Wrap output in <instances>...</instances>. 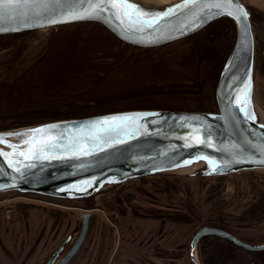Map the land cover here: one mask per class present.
<instances>
[{"label": "water", "instance_id": "1", "mask_svg": "<svg viewBox=\"0 0 264 264\" xmlns=\"http://www.w3.org/2000/svg\"><path fill=\"white\" fill-rule=\"evenodd\" d=\"M153 12L174 8L152 28L143 32L126 31L124 23L114 10L101 13V18L65 19L72 0L48 9L23 7L6 10L0 22V35L27 31H39L60 26L94 22L106 27L121 42L139 48H157L192 36L211 23L222 18L232 20L236 26L234 42L215 63L213 76L216 81L217 112H188L172 110H129L95 115L86 118L56 120L30 126L0 131V136L9 133H30L46 129L35 136L33 154L28 159L13 154L7 144L20 146L28 151L25 139L11 135L7 144L0 143V194L18 192L34 194L63 201L86 200L101 191L146 176L165 173H185L192 177H220L245 171H264V118L255 101V53L256 37L253 30V14H259L238 0L247 12L246 20L229 16L226 12L216 14L217 9L205 7L206 0H197L194 5H184L185 0H129ZM77 9L81 5H76ZM39 13V14H38ZM60 22L49 23V20ZM245 25L248 36L245 37ZM251 83V104L248 111L255 119L249 120L239 110L233 96H243L242 89ZM135 121H118L114 125L92 124L111 117L143 115ZM57 125L50 129L49 126ZM112 131H108L109 128ZM57 144L54 149H45L41 159H35L43 142ZM87 153V154H86ZM25 165H34L25 167ZM19 168L20 171H15ZM91 214L82 216L79 236L69 252L56 264H67L84 243ZM216 236L251 252L264 250V242L247 243L225 230L203 226L193 236L189 245L192 264H202L198 257V244L203 237ZM62 248L45 264H55ZM254 264V263H252Z\"/></svg>", "mask_w": 264, "mask_h": 264}, {"label": "trees", "instance_id": "2", "mask_svg": "<svg viewBox=\"0 0 264 264\" xmlns=\"http://www.w3.org/2000/svg\"><path fill=\"white\" fill-rule=\"evenodd\" d=\"M34 33L0 35V52L14 49L12 67ZM235 33L234 22L227 18L186 40L198 47L203 39L234 38ZM130 48L98 23L58 27L31 65L0 79V131L135 109L217 111L209 83L207 99L196 98L200 94L192 69L194 52L185 63L171 64L170 59L153 56L127 57ZM198 255L202 264H264V250L245 251L216 236L200 240Z\"/></svg>", "mask_w": 264, "mask_h": 264}, {"label": "crops", "instance_id": "3", "mask_svg": "<svg viewBox=\"0 0 264 264\" xmlns=\"http://www.w3.org/2000/svg\"><path fill=\"white\" fill-rule=\"evenodd\" d=\"M244 2L250 8L264 12V0ZM260 28L264 29V25ZM260 39L264 51L263 34ZM45 46L40 38L31 40L13 71L20 73ZM12 55L11 50L0 54V78ZM255 70L257 72L256 64ZM262 73L263 76L264 69ZM134 193L132 195L136 196V191ZM120 196V201L116 203V198L108 208L114 215L115 226L103 218L101 209L94 210L86 239L67 264H192L189 258L191 239L200 221L208 215V218L211 217V214L203 211L202 202L199 201L197 204L200 206L195 209L186 205H152L142 201L131 206L124 200V193H120ZM249 209V215L259 210L257 204ZM65 213L62 215L35 204H23L9 217L0 210V264H45L58 248H62L58 261L62 259L81 230V224L74 214L69 211Z\"/></svg>", "mask_w": 264, "mask_h": 264}, {"label": "rangeland", "instance_id": "4", "mask_svg": "<svg viewBox=\"0 0 264 264\" xmlns=\"http://www.w3.org/2000/svg\"><path fill=\"white\" fill-rule=\"evenodd\" d=\"M256 11L259 14H253L252 17L254 34L255 31H257V35L255 34V37L257 36V57L255 53V64L257 67V72L255 70V101L261 113L264 114V75L262 76V70L264 69V51L259 41L261 40L262 34L264 35V29L260 28V26L264 25V12ZM57 28L58 27L35 31L34 37L31 40L34 38L42 39L46 45L44 47L45 49L48 45L50 36ZM196 34H194V36ZM235 38L236 33L234 38L226 37L221 40L217 38L203 39L197 42L198 47L192 39L186 40V38L157 48H139L130 45L131 48L127 57L132 55L139 59L145 56H153L158 61L170 59L172 61L171 64H176L177 62L185 63L190 54L194 52L192 69L197 80V87L200 94L197 95L196 98L197 100L207 99L205 85L209 83L213 89V97L217 105L216 81L213 76V70L220 53L224 52L234 42ZM7 50L13 51V55L9 64L4 67L5 73L0 79L4 78L9 72L13 75L20 74L42 53L40 52L28 66L17 74L13 71L14 67H12L14 49ZM7 50H3L2 52ZM2 52H0V54ZM184 55L185 57H183ZM212 58L215 59L210 62ZM216 109L218 111V105ZM134 190L136 191V196L132 195L135 194ZM120 193L126 195L124 200H127L126 202L131 204V206H136L135 204L137 202L142 201L152 205L156 203H165L180 207L188 206L191 209H195V207L200 206V204L197 203L202 202V204H204L202 208L203 211L206 212V214H211V217L208 218V216H210L208 215L204 220H201L195 232L203 226L218 225L231 230L251 243L257 244L264 242V171H245L227 176L207 178L192 177L185 173H165L141 177L101 191L99 194L89 199V207L86 206V200L63 201L43 198L37 195H23L18 192H9L0 194V210L3 211L5 216L9 217L23 204L41 205L51 208L55 210L56 213L62 215L66 214L65 212L67 211L72 212L74 218L77 219L79 224H82V215L84 213L92 211L90 212L92 214L94 210L101 209L103 218L113 225L114 215H112L108 208L116 198V203L120 201V197L123 196V194L120 196ZM256 204L259 210L257 212L253 211L252 214L249 215L247 211L250 210L249 208L252 205L255 207ZM211 209L213 212H210ZM97 212L99 213L100 211ZM243 212L247 213L244 214ZM212 216H214V218H212Z\"/></svg>", "mask_w": 264, "mask_h": 264}, {"label": "snow or ice", "instance_id": "5", "mask_svg": "<svg viewBox=\"0 0 264 264\" xmlns=\"http://www.w3.org/2000/svg\"><path fill=\"white\" fill-rule=\"evenodd\" d=\"M66 0H0V22L3 21L6 10H14L23 7H42L48 9L52 5H60L65 3ZM197 0H185L184 5H177L176 7H187L189 5H194ZM76 5H81L80 9L76 8ZM205 7L208 9H217L220 14L226 12L229 16H235L237 19L246 20L247 12L242 5L239 4L238 0H206ZM114 10V14L118 19L121 20V23H124V18H127L128 24L126 26V31L130 32H143L146 28H152L157 24L161 19L166 17L170 12H174V8H169L163 10L162 12H153L148 9L142 8L140 5L130 3L129 0H72V6L64 14L65 19H85V18H101V13L108 9ZM39 14V13H38ZM49 23L60 22L55 19L49 20ZM4 29L0 27V31ZM248 36L247 25H245V37ZM243 96L236 95L232 97V100L235 102L236 106L241 112L245 114L247 119L254 120V112L248 111V108L251 104V83L249 77V83L244 85L242 89ZM143 115L135 116H124V117H111L106 118L102 121H97L92 124V127H96L97 124L102 125H114L118 121H135L137 119H143ZM57 125L49 126L50 129L57 128ZM264 127V125H262ZM46 129H35L30 133H19V134H7L5 136H0V143L7 144V138L11 135H17L21 138L33 137L32 140L25 139V144L29 145L28 151H24L20 146L7 144L8 147L13 148L14 155L18 154L24 159H28L30 154H33L32 145L35 143V136L38 133L45 132ZM108 131H112L110 127ZM58 147L57 144H48L47 141L43 142V145L40 147L37 153H35V159H41L42 154L45 153V149H54ZM87 154V153H86ZM6 153L0 152V156H6ZM34 165H25V167H33ZM15 171L19 172L20 169L16 168Z\"/></svg>", "mask_w": 264, "mask_h": 264}, {"label": "flooded vegetation", "instance_id": "6", "mask_svg": "<svg viewBox=\"0 0 264 264\" xmlns=\"http://www.w3.org/2000/svg\"><path fill=\"white\" fill-rule=\"evenodd\" d=\"M213 59H215V58H212V59L210 60V62L213 61ZM209 226H210V227L219 228V229L225 230V231H227V232H230V233L234 234L235 236H237L238 238H240L241 240L245 241V239L241 238L239 235L235 234V233L232 232L231 230H226L227 228H225V227L218 226V225H209ZM245 242H247V240H246ZM247 243H251V242H247ZM64 245H65V244H64ZM64 245H62V247H63ZM243 250H244V249H243ZM245 251H246V250H245ZM257 252H258V251H257ZM57 262H58V258L56 259L55 264H56ZM251 264H252V263H251Z\"/></svg>", "mask_w": 264, "mask_h": 264}, {"label": "bare ground", "instance_id": "7", "mask_svg": "<svg viewBox=\"0 0 264 264\" xmlns=\"http://www.w3.org/2000/svg\"><path fill=\"white\" fill-rule=\"evenodd\" d=\"M153 1H167V0H153ZM262 117L264 118V114H262Z\"/></svg>", "mask_w": 264, "mask_h": 264}]
</instances>
